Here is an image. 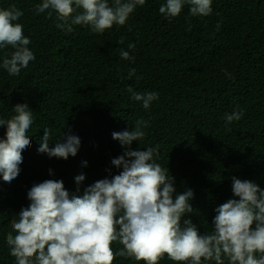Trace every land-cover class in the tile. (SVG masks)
Listing matches in <instances>:
<instances>
[{
	"label": "trees",
	"instance_id": "trees-1",
	"mask_svg": "<svg viewBox=\"0 0 264 264\" xmlns=\"http://www.w3.org/2000/svg\"><path fill=\"white\" fill-rule=\"evenodd\" d=\"M40 3L0 0V9L15 5L23 11L18 22L35 56L11 76L2 62L14 49L0 46V117L14 115L18 103H26L33 114L27 133L31 144L22 152L19 175L11 183L0 178V264H15L5 236L29 203V187L45 178L60 179L75 192L74 176L83 173L82 193L94 181L118 174L121 169L111 159L123 149L112 133L133 129L141 117L149 127L132 147L158 146L153 159L169 169L177 192H194L193 212L182 216L181 224L190 219L201 234L211 232L216 207L236 198L232 176L264 189V0H212L208 16H191L185 4L176 17L159 12L166 0H146L123 26L103 33L87 25H73L71 32L58 28L54 11L35 12ZM129 43L135 48L128 49ZM120 49L133 59H121ZM129 87L155 91L159 98L145 110ZM233 111H242L241 119L226 124ZM44 128L51 130L50 146L65 133L77 135V155L64 160L38 153ZM5 130L0 126V138ZM111 247L115 252L123 246L113 242ZM113 264L145 262L117 256ZM159 264L181 262L165 254Z\"/></svg>",
	"mask_w": 264,
	"mask_h": 264
},
{
	"label": "clouds",
	"instance_id": "clouds-1",
	"mask_svg": "<svg viewBox=\"0 0 264 264\" xmlns=\"http://www.w3.org/2000/svg\"><path fill=\"white\" fill-rule=\"evenodd\" d=\"M145 2L114 0L109 6L108 0H42L35 12L54 11L60 21L56 26L68 32L73 25H87L93 33H103L113 25L123 26L134 9ZM185 4L191 16L212 12V0H166L159 12L176 17ZM77 9L82 11L73 16ZM23 14L15 5L0 9V46L14 49L5 56L2 67L11 76L19 75L35 59L28 47L31 40L18 22ZM123 42L121 37L119 43ZM134 48V43L128 44V49ZM120 57L133 59L124 49H120ZM134 73L132 69L129 76ZM128 91L145 110L159 98L155 91L138 93L131 87ZM13 111L10 118L0 117V126H6L0 138V178L8 183L19 175L22 152L31 144L27 133L33 124L26 103L14 105ZM242 115V111H233L225 122L238 121ZM147 127L149 121L141 117L133 129L112 133L123 153L112 158L111 165L121 170L111 178L94 181L82 193L83 173L74 176L75 192H69L60 179L45 178L29 187V203L18 211L10 222L12 231L5 236L15 264H113L117 256L159 264L165 254L181 264H264V189L251 180L232 176L231 191L236 198L216 207L211 232L201 234L190 219L181 224L182 216L193 212L190 201L194 192L190 188L177 192L169 169L153 159L158 146L145 150L132 147L133 141L144 139L143 129ZM50 135L51 130L44 128L38 153L64 160L77 155L81 144L77 135L65 133L62 141L51 146ZM82 164L86 166L87 161ZM113 242L123 247L114 252Z\"/></svg>",
	"mask_w": 264,
	"mask_h": 264
}]
</instances>
